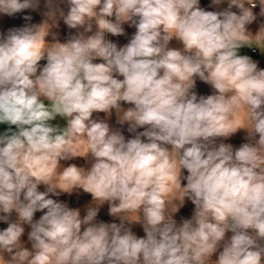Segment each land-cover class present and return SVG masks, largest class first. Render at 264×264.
Masks as SVG:
<instances>
[{
    "label": "clouds",
    "instance_id": "9594fccd",
    "mask_svg": "<svg viewBox=\"0 0 264 264\" xmlns=\"http://www.w3.org/2000/svg\"><path fill=\"white\" fill-rule=\"evenodd\" d=\"M39 2L0 0V13ZM66 2V15L56 0H46L45 13L58 9L69 28H83L65 42L45 39L56 25L46 20L0 33V123L16 126L0 134V221L8 223L0 230V264H262L264 68L238 54L253 39L264 45V24L255 35L246 28L256 19L257 0H228L222 11L205 10L200 0ZM259 4L264 15V0ZM125 22L136 32L118 47L106 33L124 34ZM173 37L182 49L168 46ZM197 78L213 94L198 97ZM121 101L132 106L124 109ZM113 109L133 137L93 118ZM57 115L66 119L62 128L50 123ZM241 128L249 142L217 145ZM77 137L86 138L83 154L72 146ZM89 153L90 167L60 164ZM75 189L92 195L83 217L49 195ZM174 189L183 195L173 207ZM185 197L195 209L177 224L173 214ZM105 202L119 223L96 222ZM133 221L145 236L127 226ZM25 224L31 249L21 240Z\"/></svg>",
    "mask_w": 264,
    "mask_h": 264
},
{
    "label": "crops",
    "instance_id": "0c3cea01",
    "mask_svg": "<svg viewBox=\"0 0 264 264\" xmlns=\"http://www.w3.org/2000/svg\"><path fill=\"white\" fill-rule=\"evenodd\" d=\"M56 6L64 12L66 15L69 6L66 2V0H56ZM246 7H252V5L245 4ZM199 7L204 8L205 10L210 11H222L225 9H228L229 3L228 0H223L220 4H213L211 0H200ZM231 11L237 12L239 14L240 9L236 5L231 6ZM48 11L46 0H40L38 7L35 9L28 8L24 9L21 12H18L13 15H8L4 13H0V33H7V30L10 28H16V27H22L26 24H40L44 20H46L47 23L55 22L56 25L51 27L49 35L45 37V39L48 42H53L54 39H58L61 42L67 41L72 34L77 33L78 31H83V28L80 29H72L69 28L62 19V13L56 9L49 17H46L45 13ZM252 11L256 16V19L252 21L250 24L246 25V28L248 31H250L253 35H255L262 24H264V15H261V5L259 4V0H257V3L255 7H252ZM28 15L31 17L30 20H25L24 17ZM109 19H115L114 17H109ZM125 29V33L122 35H112L111 33H106V39H109L117 44L118 47L123 46L124 44L128 43L131 39L132 35L136 32V28L134 25L131 24V22H125L122 25ZM97 29L96 24L93 22V28L92 31L95 32ZM53 33H55V37H53ZM90 35L91 33H87ZM252 46L244 45L241 48L238 49V54L240 55H248L252 58V60L257 62L258 68H264V45H257L255 40L253 39L250 41ZM170 48H183L182 42L173 37V39L169 42L168 45ZM254 48L256 50H254ZM46 59H42L39 61V64L41 67L46 64ZM94 62H102L101 58H97ZM39 72V70H38ZM118 78L123 79L122 76H119ZM198 94V97L200 95H210L213 94L215 91L212 86L199 78L196 79V85L193 89ZM41 99H44L41 97ZM45 104H49L50 102L46 99L44 100ZM122 107L124 109L131 107L132 105L129 103H126L124 101L120 102ZM94 119H106L109 123L110 127L113 129H119L125 136L126 139L131 138L135 135L134 132L128 131V123L125 122L123 125L119 124L117 122V114L116 110L113 109L111 112V115H106L104 112H94L93 113ZM53 125H58L61 128L66 125V119L61 117L60 115H57L56 118L52 121H50ZM2 127H0V134H5L10 128L12 130H15L14 125H9L7 123H1ZM137 131H143V128H138ZM259 138V134H256V139ZM250 141V137L248 135L247 129H239L237 132L232 134L231 136L224 138L219 137L216 139L217 145L220 142L224 143H230L234 149L238 148L242 143H246ZM254 142V141H253ZM79 153L83 154L87 149V141L84 137H77L73 140L72 145ZM91 154H88V157H75L70 160H61L60 164L62 166H67L69 164L75 163L78 166H84L85 168L90 167L91 164ZM188 172L187 169H182V177L187 176ZM58 179V177L54 178ZM182 186L187 183L185 179H181ZM39 191H45L46 186L44 184L38 185ZM59 191V190H58ZM50 196H52L54 199L64 201L68 204L71 208H79L81 211V216L83 217L86 214L87 207L92 204V195L90 193H87L83 191L82 189H75L71 194L62 192L61 195L55 196L54 194L50 193ZM182 190L180 189H174L172 193L169 195V202L171 206H175V202L179 203V199L182 198ZM96 206V205H92ZM195 209V205L192 203L190 199L187 197L184 198V203L181 207H179L178 211L173 214L174 219L176 220L177 224H180L183 219H189L192 217L193 212ZM45 210L37 211L34 214L33 219L37 220L39 217L43 214ZM129 215L131 218L136 219L137 213L130 212ZM142 215V214H141ZM18 218V214L13 210L10 216V220L15 221ZM104 221V222H116L119 223V217H114L109 214V204L108 202H105L104 204L99 206V211L96 217V222ZM127 226L131 228V230L138 236L143 237L146 235V233L143 230V225L140 221H133V222H126ZM8 226V223L5 221H0V229H4ZM25 232L21 237L22 242L24 243V246L31 249V241L28 240V232L31 230L30 225L25 224ZM251 231V230H250ZM232 235L231 231L226 232V239L230 238ZM261 243H264V241H260ZM222 251V246L217 249V252L213 253L211 256V260L215 261L218 259L219 252ZM5 258H8V254H5ZM209 264H212V262H209ZM262 264H264V256H262Z\"/></svg>",
    "mask_w": 264,
    "mask_h": 264
},
{
    "label": "rangeland",
    "instance_id": "374dc122",
    "mask_svg": "<svg viewBox=\"0 0 264 264\" xmlns=\"http://www.w3.org/2000/svg\"><path fill=\"white\" fill-rule=\"evenodd\" d=\"M0 127H2V124L0 123Z\"/></svg>",
    "mask_w": 264,
    "mask_h": 264
},
{
    "label": "built area",
    "instance_id": "2783aa9c",
    "mask_svg": "<svg viewBox=\"0 0 264 264\" xmlns=\"http://www.w3.org/2000/svg\"><path fill=\"white\" fill-rule=\"evenodd\" d=\"M254 50H256V49L254 48ZM0 230H2V229H0Z\"/></svg>",
    "mask_w": 264,
    "mask_h": 264
}]
</instances>
